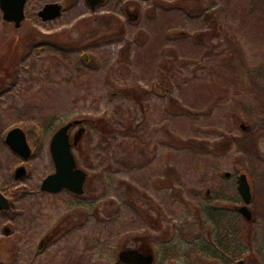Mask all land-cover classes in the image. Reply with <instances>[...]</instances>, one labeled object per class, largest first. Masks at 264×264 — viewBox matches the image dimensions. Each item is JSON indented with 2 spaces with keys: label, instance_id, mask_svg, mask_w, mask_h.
Returning <instances> with one entry per match:
<instances>
[{
  "label": "rangeland",
  "instance_id": "obj_1",
  "mask_svg": "<svg viewBox=\"0 0 264 264\" xmlns=\"http://www.w3.org/2000/svg\"><path fill=\"white\" fill-rule=\"evenodd\" d=\"M48 2L63 8L43 20ZM24 12L16 28L0 9V264H264V0H26ZM128 86L148 91L142 107ZM69 122L84 193L42 191ZM13 127L26 159L3 142Z\"/></svg>",
  "mask_w": 264,
  "mask_h": 264
},
{
  "label": "water",
  "instance_id": "obj_2",
  "mask_svg": "<svg viewBox=\"0 0 264 264\" xmlns=\"http://www.w3.org/2000/svg\"><path fill=\"white\" fill-rule=\"evenodd\" d=\"M26 0H0V9L2 17L12 22L17 28L21 25L25 18L24 6ZM91 7H94L100 0H87ZM61 12V4L58 2L45 3L38 11V15L43 20L53 19ZM72 126L69 122L60 126L52 134L49 149L52 160L54 162V171L44 177L40 188L47 192H57L66 189L72 193L81 195L84 192V183L87 173L79 168L76 164L72 145L76 144L82 129L77 131L70 141L68 130ZM6 141L8 145L23 158H27L31 152V148L27 142L25 132L19 127H13L6 133ZM24 168L18 167L16 177L24 174ZM237 190L243 200V205L238 207V211L246 218H251V211L247 204L251 199L250 186L247 177L244 173L237 176ZM9 203L7 199L0 193V208L7 209ZM143 264L151 261V255H140ZM231 264H245L243 259H238Z\"/></svg>",
  "mask_w": 264,
  "mask_h": 264
},
{
  "label": "trees",
  "instance_id": "obj_3",
  "mask_svg": "<svg viewBox=\"0 0 264 264\" xmlns=\"http://www.w3.org/2000/svg\"><path fill=\"white\" fill-rule=\"evenodd\" d=\"M38 35H40V34L38 33ZM21 38H23V36H21ZM17 40L19 43L20 39L18 38ZM14 42L17 43V41H14ZM12 52L14 53V55H17L19 53L17 49H13ZM122 94H124V95L128 96L129 98H131L132 100L136 101L137 104L142 107L143 106L142 99L148 94V91L147 90L136 91L134 86H128V87L122 88ZM34 129L39 130L41 136L43 135L40 126L37 128H35V127L29 128L28 132H32V131H34ZM102 129H103V127H102ZM31 138H33V137H32V135L29 134L28 139H31Z\"/></svg>",
  "mask_w": 264,
  "mask_h": 264
},
{
  "label": "flooded vegetation",
  "instance_id": "obj_4",
  "mask_svg": "<svg viewBox=\"0 0 264 264\" xmlns=\"http://www.w3.org/2000/svg\"><path fill=\"white\" fill-rule=\"evenodd\" d=\"M25 4H26V1H25ZM61 4V10H62V8H63V3H60ZM25 7V6H24ZM25 13V12H24ZM20 27V26H19ZM73 127V124H72V126L69 128V130L71 129ZM10 130V129H9ZM69 130H68V133H69ZM8 131H6V133H7ZM6 133H5V135H4V137H3V142L5 143V144H7L8 145V143H7V141H6ZM26 135V134H25ZM69 137H70V135H69ZM26 139H27V136H26ZM72 139H73V137H72ZM71 139V137H70V141L72 140ZM79 140V139H78ZM28 142V141H27ZM29 144V143H28ZM77 144H73L72 145V152H73V147H75ZM29 146H30V144H29ZM30 148H31V146H30ZM12 149V148H11ZM13 150V149H12ZM14 151V150H13ZM15 152V151H14ZM15 153H17V152H15ZM31 153V152H30ZM21 158H23L19 153H17ZM30 155V154H29ZM23 159H26V158H23ZM23 167L22 165H19L18 167ZM18 167L15 169V171H14V175H15V177H16V171H17V169H18ZM24 170H25V167H24ZM24 173H25V171H24ZM227 176H230V174L229 175H227ZM84 188V187H83ZM42 190V189H41ZM63 190V189H62ZM42 191H46V190H42ZM0 193L7 199V201H8V203H9V200H10V197H9V192H8V190H0ZM72 193V192H71ZM84 193V192H83ZM82 193V194H83ZM72 194H75V193H72ZM75 195H78V194H75ZM10 204V203H9ZM238 209V208H237ZM136 255H138V254H136ZM151 257H152V255H151ZM137 258H139V257H137ZM139 260H140V262H141V259L139 258ZM231 264V263H230Z\"/></svg>",
  "mask_w": 264,
  "mask_h": 264
}]
</instances>
